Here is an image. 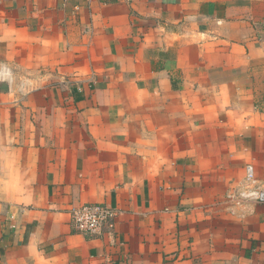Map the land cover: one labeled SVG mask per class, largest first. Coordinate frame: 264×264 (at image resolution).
I'll list each match as a JSON object with an SVG mask.
<instances>
[{
  "label": "crops",
  "instance_id": "crops-1",
  "mask_svg": "<svg viewBox=\"0 0 264 264\" xmlns=\"http://www.w3.org/2000/svg\"><path fill=\"white\" fill-rule=\"evenodd\" d=\"M78 5L0 0V264H264V0Z\"/></svg>",
  "mask_w": 264,
  "mask_h": 264
},
{
  "label": "built area",
  "instance_id": "built-area-1",
  "mask_svg": "<svg viewBox=\"0 0 264 264\" xmlns=\"http://www.w3.org/2000/svg\"><path fill=\"white\" fill-rule=\"evenodd\" d=\"M79 0H62L79 9ZM226 196L236 204L244 202L264 203V184L256 175L255 167L248 162L244 166L241 181L227 191ZM69 223L74 232L88 238H98L113 232L117 211L103 202H85L68 209Z\"/></svg>",
  "mask_w": 264,
  "mask_h": 264
}]
</instances>
